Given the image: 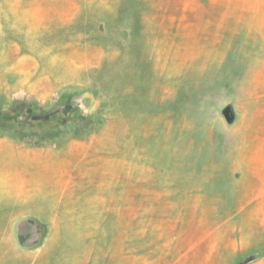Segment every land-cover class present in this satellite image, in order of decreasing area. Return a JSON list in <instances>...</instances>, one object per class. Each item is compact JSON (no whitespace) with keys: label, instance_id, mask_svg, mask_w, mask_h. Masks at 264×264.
Here are the masks:
<instances>
[{"label":"rangeland","instance_id":"374dc122","mask_svg":"<svg viewBox=\"0 0 264 264\" xmlns=\"http://www.w3.org/2000/svg\"><path fill=\"white\" fill-rule=\"evenodd\" d=\"M6 4L20 27L1 6L0 183L23 189L15 175L46 173L52 153L60 191L38 214L0 195V264L264 259V0ZM107 128L113 163L92 149ZM101 169L106 193L65 232L48 212Z\"/></svg>","mask_w":264,"mask_h":264},{"label":"bare ground","instance_id":"6f19581e","mask_svg":"<svg viewBox=\"0 0 264 264\" xmlns=\"http://www.w3.org/2000/svg\"><path fill=\"white\" fill-rule=\"evenodd\" d=\"M6 1L8 2L9 0H0V7L2 6L1 7V9H2L1 12L4 13V15L7 16L10 19L9 21H11V22H9V24L12 27H14L15 29H19L20 20L17 17H15V16H13L11 14V11H10L8 5L6 4ZM4 5H5V7H4ZM66 71L70 72L68 69ZM75 72H77V71H75ZM137 119L138 118L133 119L132 121H135ZM106 130H107V133L103 134L102 136L99 137V139H97V141L95 142V145H94V147L92 149H93L94 153H98V151L105 152V154H107V155L105 156L103 154V155L100 156V158H102V160L104 162H109L110 163L113 160V159L111 160L110 155L114 154L115 152H119L118 150H120V149H118V148L120 146V143H119V141L117 139L115 140L116 134H112V130L111 129L107 128ZM96 158H99V156L95 155V159ZM115 161H116V159H115ZM111 163H113V162H111ZM84 166H85V164L81 166V169H83V168L85 169ZM101 171H102V169H101ZM0 175H1V173H0ZM69 175H71V174H69ZM97 176H98L97 178H91V177H86L84 175H80V176L76 177L75 180L71 179L73 184L77 185L78 188H79V192L77 194L75 193V191L73 189L68 191L69 195H68V197L66 199V203L71 208H73L75 206V204L79 203V202H82L83 204H89L90 205L91 202L94 203L95 201H97L99 195L103 196L106 193V191H105L106 189H104L103 187H104L105 184H110L111 183L110 179L107 180V178L104 176L103 171L98 173ZM2 177L7 179V177H9V176L6 175V176H2ZM95 180H97V182L94 183ZM41 181L44 182L43 179ZM89 183H94L95 184L94 187H96V188L91 187V189L92 188L96 189L95 191H92V190L88 189ZM30 189H26L24 191V193H23V195L25 194V197H21L22 195L19 192H16V191L11 192V189L9 190V189L3 188V186L0 185V195H1V198H2L3 202H12L13 206L18 205V204H27V203L30 202V198H28V197H31L32 190H30ZM47 194H51V192H46V191H44L42 189L37 190V195L40 197L39 199L42 201V203L44 202L43 201L44 197H46ZM96 215L98 216L99 214L96 213ZM70 228L71 227H69V225H64L63 230L65 232H67V231L71 230Z\"/></svg>","mask_w":264,"mask_h":264},{"label":"crops","instance_id":"0c3cea01","mask_svg":"<svg viewBox=\"0 0 264 264\" xmlns=\"http://www.w3.org/2000/svg\"><path fill=\"white\" fill-rule=\"evenodd\" d=\"M47 153H50V152H47ZM51 155H52V153L49 154V156L47 158H45V160H44L45 164H43L42 168L40 169V171L45 170L46 173L39 172V173H37L39 176H37L35 174V176H37L35 178H34V175L30 174V173L29 174L17 173V175H15L14 182L21 183V186L23 188V189L17 190V192H19L22 195L21 197H25V194L23 195L24 191L26 189L31 188L30 189V190H32L31 197H28V198H30V203L33 201V204L35 202V205H32V208H31V205L18 204V205L14 206V211H16V212H29V213H35V214L44 213L45 211H43V209L45 208V205H47V206L49 205L47 201H50V199H48V198L50 197L51 194H47V196L44 197V199L47 201L43 200L44 202L42 203V201L39 199L40 197L37 195V190L42 189L46 192H53L56 189V190L60 191L59 190L60 188L55 187L51 183V181H49V177L53 173V170H55V168H56V160L51 158ZM17 170H22V169H16L15 168L14 171H17ZM24 171H26V170H24ZM8 176H9V174H8ZM42 179L44 182L41 181ZM1 180H2L1 183L6 182V179H4V180L1 179ZM1 183H0V185H1ZM51 196H54V200L57 202L58 197L55 195H51ZM55 201H54V205H53L54 208H56L58 206V205H56ZM33 207H35V208L40 207V209L34 210L35 208L33 209ZM62 207L64 208V210L61 211L60 213H58L57 211L55 213H53V212H48V213H52L55 216H58L59 218H65L66 217L67 219L65 220V222L63 224V228H64V225H69V227H72V223H71L72 222L71 221L72 216H70L69 213L72 212L74 209L71 208L69 205L66 206V205L62 204ZM95 216H97L96 212H95ZM58 243H59V241L55 240V239L50 241L48 246L45 248L46 254L53 251V249L55 248V246L58 245ZM254 264H264V259L258 261L257 263H254Z\"/></svg>","mask_w":264,"mask_h":264},{"label":"water","instance_id":"95a60500","mask_svg":"<svg viewBox=\"0 0 264 264\" xmlns=\"http://www.w3.org/2000/svg\"><path fill=\"white\" fill-rule=\"evenodd\" d=\"M225 115L228 120H231V115L229 114L228 109L225 111Z\"/></svg>","mask_w":264,"mask_h":264}]
</instances>
